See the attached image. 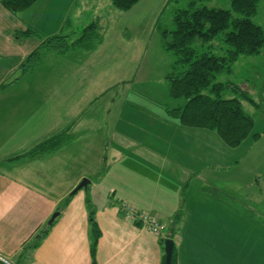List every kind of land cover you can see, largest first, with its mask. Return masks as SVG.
<instances>
[{"label":"crops","instance_id":"0c3cea01","mask_svg":"<svg viewBox=\"0 0 264 264\" xmlns=\"http://www.w3.org/2000/svg\"><path fill=\"white\" fill-rule=\"evenodd\" d=\"M79 1L37 0L19 13L0 3L6 19L0 26V93L21 85L19 93L0 94V254L19 264H161V239L172 235L178 264H264V239L250 240L254 255L247 260L238 254L239 214L264 227V218L252 217L254 203L240 205L239 146L169 114L182 101L169 96L165 71L155 79L142 68L146 42L136 39L133 27L131 35L107 29L94 51L82 50L85 56L44 49L34 69L21 74L42 39L20 35L28 28L44 38L60 34L71 16L73 25L89 22L92 15L83 16ZM69 54L75 59L63 61ZM53 57L58 63L51 64ZM12 71L18 74L7 82ZM64 131L68 137L57 149L27 155ZM84 178L90 179L87 188L73 193ZM251 181L257 192L246 196L253 202L259 192L264 197L263 181L256 174ZM89 199L101 230L95 263ZM123 206L156 216L165 234L136 223Z\"/></svg>","mask_w":264,"mask_h":264},{"label":"trees","instance_id":"16d2710c","mask_svg":"<svg viewBox=\"0 0 264 264\" xmlns=\"http://www.w3.org/2000/svg\"><path fill=\"white\" fill-rule=\"evenodd\" d=\"M36 1L0 0V3L10 12L19 13ZM111 1L116 8L128 11L141 0ZM168 1L172 4L182 0ZM186 1V6L172 10L171 25L163 23L162 17L155 23L161 35V47L175 57L165 77L168 94L172 99L182 101L168 112L185 126L216 130L227 145L237 147L251 134L254 119L245 111L241 96L231 95L241 90L239 85L231 81H220L218 77L230 75L241 57L262 52L264 28L253 20L258 14L261 0H230L231 9L198 5L207 0ZM103 35V27L98 19L84 26L81 34L75 37L62 32L44 38L38 30L28 28L20 36H37L42 42L21 64V74L34 69L44 49L56 53H65L75 48L92 52L103 42ZM217 42L221 44L219 53L216 52ZM243 95L247 98L246 94ZM252 136L258 139L260 134L254 133ZM67 137V131L56 134L36 145L27 155L34 157L57 149ZM67 203L68 199L62 207ZM87 203L92 237L91 255L95 263L101 230L90 206V199ZM47 232L42 231L40 236ZM171 237L168 235L162 238V245ZM36 245L35 241L32 246ZM161 264H166L165 253ZM171 264H178L175 245Z\"/></svg>","mask_w":264,"mask_h":264},{"label":"rangeland","instance_id":"374dc122","mask_svg":"<svg viewBox=\"0 0 264 264\" xmlns=\"http://www.w3.org/2000/svg\"><path fill=\"white\" fill-rule=\"evenodd\" d=\"M187 3L188 1L186 0L172 4H169L168 0H145L140 7H138L132 14L128 15H125V11L116 8L111 0H80L78 5L83 8V16L92 15V17L89 18L86 16L85 19H88L87 21L90 20L92 22L96 19L100 21V24L103 27V34L107 29L111 30L116 28L131 35V28L133 27L137 33L135 36L136 39L146 42L147 49L143 58L142 68L145 67L149 69L150 77L163 79V71H165L164 74L166 75L170 69V65L174 62L175 57L171 52H167L161 47V35L158 29L154 28L152 30L149 29V27L151 23H153L157 11L160 12L158 19L162 17L163 23L171 25L172 10L175 7H184ZM198 5H206L210 8L231 9L230 0H207ZM73 16L76 15L73 14ZM74 19L75 18L71 16L72 22H74ZM81 20L82 19L77 21V23L75 22L74 25L72 22L67 23L68 26L65 28V33L70 34L71 37H75V35L79 36L82 28L91 23L90 21L83 22ZM253 20L264 28V0H261L258 14L253 17ZM3 22H6V19L0 16V26ZM127 25H130V27L127 28ZM1 45L2 38L0 41V46ZM220 45L219 42L216 43V52L218 53ZM72 50H81L78 56H85L83 53L85 50L83 49L75 48ZM75 56V54H69L67 57H64L63 61L66 58L70 60L75 59ZM59 60V58L53 57L51 64L58 63ZM17 74V71H12L8 76L7 82L11 81ZM41 78L42 75L39 74L38 78L32 79L36 80ZM218 79L220 81H231L239 85L241 90H238V92L231 95L241 96L245 111L254 119V126L251 134L239 145V147H237L239 154L238 173L240 177V185L238 189L239 200L242 208L248 203H254V208H258L254 213L252 212V217L255 218V220L259 219V217L264 218V197L258 195L260 192L255 195L253 202L249 201L246 196L253 192H257L256 184L254 181H251L255 174L257 175V179L263 181L261 183V188L264 192V47L262 52L258 55L241 57L239 61L235 63L233 72L230 75L225 74L219 76ZM22 82H24V85L25 81ZM10 86H12L11 89H6L0 94L11 96L14 95V93H19L18 87L21 85L13 83ZM22 90H24L23 86ZM243 94H246L247 98H245V95ZM254 133L260 134L258 139L253 138L252 134ZM259 209H261V211H258ZM239 220L238 233L240 244L238 254L241 259L245 261L249 256L254 255V247L250 244V240L253 242V240L257 241L259 239H264V227L260 229L257 221L242 214H239ZM255 246H258V244L256 243ZM5 259L8 260L7 258ZM8 261L11 262V264H19L14 258Z\"/></svg>","mask_w":264,"mask_h":264},{"label":"built area","instance_id":"2783aa9c","mask_svg":"<svg viewBox=\"0 0 264 264\" xmlns=\"http://www.w3.org/2000/svg\"><path fill=\"white\" fill-rule=\"evenodd\" d=\"M122 210L127 217L132 218L136 223L139 222L140 224H143L146 228L150 229L156 235H159L161 237L165 234L167 226L156 216L146 212H140L131 206H123ZM0 262H3L4 264H11V262L6 260L5 257H3L1 254Z\"/></svg>","mask_w":264,"mask_h":264},{"label":"water","instance_id":"95a60500","mask_svg":"<svg viewBox=\"0 0 264 264\" xmlns=\"http://www.w3.org/2000/svg\"><path fill=\"white\" fill-rule=\"evenodd\" d=\"M90 183V179L89 178H84L80 183L79 185L75 188L74 192H77L83 188H87V186L89 185ZM59 211L55 212L51 219L49 220L48 224L51 225L54 220L57 218V216L59 215ZM174 240L172 238H167L164 242V252H165V255H166V264H171V261H172V256H173V249H174Z\"/></svg>","mask_w":264,"mask_h":264}]
</instances>
